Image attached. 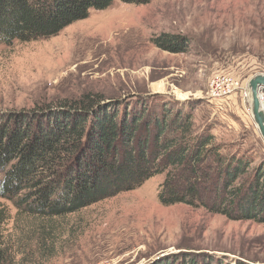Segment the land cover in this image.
<instances>
[{
    "label": "rangeland",
    "instance_id": "rangeland-1",
    "mask_svg": "<svg viewBox=\"0 0 264 264\" xmlns=\"http://www.w3.org/2000/svg\"><path fill=\"white\" fill-rule=\"evenodd\" d=\"M165 32L187 37L190 46L180 53L157 47L153 38ZM218 73L239 82L223 99L209 93ZM257 73H264V0H115L55 35L0 43V112L87 93L99 96L94 106L139 100L157 111L181 108L192 112L195 135L210 132L226 155L255 167L264 160V139L246 87ZM165 176L52 218L20 213L0 197L1 264H150L181 252L264 264V223L164 204Z\"/></svg>",
    "mask_w": 264,
    "mask_h": 264
},
{
    "label": "trees",
    "instance_id": "trees-1",
    "mask_svg": "<svg viewBox=\"0 0 264 264\" xmlns=\"http://www.w3.org/2000/svg\"><path fill=\"white\" fill-rule=\"evenodd\" d=\"M114 1L0 0V43L55 35ZM153 43L172 53L190 46L187 37L167 32ZM98 97L87 93L54 106L0 112V197L20 213L52 218L165 172L159 194L164 204L202 206L229 219L264 223V160L252 167L249 158L226 155L210 132L195 135L190 110L157 111L139 100L132 106L121 100L94 106ZM5 218L0 209V229ZM1 238L0 232V244ZM150 264L221 262L181 252Z\"/></svg>",
    "mask_w": 264,
    "mask_h": 264
},
{
    "label": "water",
    "instance_id": "water-1",
    "mask_svg": "<svg viewBox=\"0 0 264 264\" xmlns=\"http://www.w3.org/2000/svg\"><path fill=\"white\" fill-rule=\"evenodd\" d=\"M246 89L253 120L264 139V73L252 76Z\"/></svg>",
    "mask_w": 264,
    "mask_h": 264
},
{
    "label": "built area",
    "instance_id": "built-area-1",
    "mask_svg": "<svg viewBox=\"0 0 264 264\" xmlns=\"http://www.w3.org/2000/svg\"><path fill=\"white\" fill-rule=\"evenodd\" d=\"M238 88L239 82L236 79L228 74L218 73L211 79L209 93L213 99H223L233 94Z\"/></svg>",
    "mask_w": 264,
    "mask_h": 264
},
{
    "label": "bare ground",
    "instance_id": "bare-ground-1",
    "mask_svg": "<svg viewBox=\"0 0 264 264\" xmlns=\"http://www.w3.org/2000/svg\"><path fill=\"white\" fill-rule=\"evenodd\" d=\"M247 94V93H246Z\"/></svg>",
    "mask_w": 264,
    "mask_h": 264
}]
</instances>
